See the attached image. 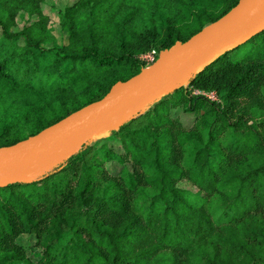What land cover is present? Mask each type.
Listing matches in <instances>:
<instances>
[{
  "label": "trees",
  "instance_id": "1",
  "mask_svg": "<svg viewBox=\"0 0 264 264\" xmlns=\"http://www.w3.org/2000/svg\"><path fill=\"white\" fill-rule=\"evenodd\" d=\"M51 1L56 23L47 0H0V148L100 101L140 74L141 55L157 60L240 0ZM182 90L191 127L168 94L0 187V264H264V26Z\"/></svg>",
  "mask_w": 264,
  "mask_h": 264
},
{
  "label": "water",
  "instance_id": "2",
  "mask_svg": "<svg viewBox=\"0 0 264 264\" xmlns=\"http://www.w3.org/2000/svg\"><path fill=\"white\" fill-rule=\"evenodd\" d=\"M264 26V0H240L235 8L185 43H176L159 54L146 70L125 83H117L100 101L70 115L36 136L11 147L0 148V187L18 183L32 161L43 157L76 134L100 137L117 130L124 120L165 96L181 82L183 72L194 62L211 59L194 68L200 73L219 55L235 48ZM196 69V71H195ZM86 141V142H85ZM70 151L48 160L37 175L73 154Z\"/></svg>",
  "mask_w": 264,
  "mask_h": 264
},
{
  "label": "rangeland",
  "instance_id": "3",
  "mask_svg": "<svg viewBox=\"0 0 264 264\" xmlns=\"http://www.w3.org/2000/svg\"><path fill=\"white\" fill-rule=\"evenodd\" d=\"M58 1L56 0V2H57L56 6L57 7H62V3L58 2ZM68 1L69 0H65V2H68ZM70 1H73V0H70ZM51 3H52L51 0H47V4L43 6V12H44L45 15L50 17L52 22L56 23L57 22L56 13L50 7ZM148 54L149 53L143 54V55L140 56V59L143 61V64H144L142 66V69H141L140 72L146 70L151 65V64H147V62L143 59V57L148 55ZM209 60H211V59H204V60L196 61L192 65H190V67L183 72V75H182V78H181V82L177 83L175 86H173V90L170 93H168L169 95L173 94V96L171 98H169L171 100V102L178 104V106L176 108L172 109V111L170 112V115L172 117H175V118L179 119L181 121V123L183 124V126H185L186 128L191 127L195 116L193 114L186 113L184 111V109H183L184 106H185L183 104L185 102V99H184L183 96H181L182 91H183L182 89L187 87L190 79L195 75L194 68L196 66H198V65L206 64ZM195 71H196V69H195ZM197 91H199V90H197ZM202 92H204V91H202ZM213 93H215V92H213ZM168 94L165 95L166 98L169 96ZM160 98H162V97H160ZM160 98L155 99V100H151L148 103L147 106L155 103ZM219 100L220 99L218 98V101H216V102H219ZM219 104L220 105L222 104V106H223L224 102L221 101ZM242 106L244 107L245 104H242ZM145 108H143L142 110L138 111L137 114L132 115V117L126 118L124 120V123L128 122L130 119H132L134 117H137L139 114L143 113ZM106 136L107 135H103V136H100V137H90V140L89 139H86V140H87V142H91V144H92V143H94L96 141H100V140L104 139ZM83 138L85 139L86 136H83L82 133L76 134V135H74V136H72L70 138H67L64 142L59 144L53 150H51L48 153H46L43 157L32 161L30 164L27 165L26 170H25V176H24V178L22 180H20V182H26V181L34 180L37 177H40V176L44 175L45 172H43V173L41 172V174L37 175V172H39V170L41 169L43 164L48 162V160H52V159H54L56 157L62 156L63 154L67 153L68 151H70V148H71V146L73 144H75L74 147H73V153L78 152V150H80L81 146L84 144V143H82L83 142L82 141ZM106 166L108 168V171L110 173H112V174H115L117 172V170H118V167L115 164H113V163H109ZM182 186L188 188V186L186 184H184V183L182 184ZM18 242L20 244H22L25 247V249L28 251L33 246L34 238L32 236H26L25 235V236L20 237L18 239Z\"/></svg>",
  "mask_w": 264,
  "mask_h": 264
},
{
  "label": "built area",
  "instance_id": "4",
  "mask_svg": "<svg viewBox=\"0 0 264 264\" xmlns=\"http://www.w3.org/2000/svg\"><path fill=\"white\" fill-rule=\"evenodd\" d=\"M155 57H156L155 52H150L148 55L144 56L143 59L147 62V64H152L155 61ZM192 94L203 96V97L207 98L208 100H210L211 102L218 101L217 95L213 92L206 93V92H202V91L193 90Z\"/></svg>",
  "mask_w": 264,
  "mask_h": 264
}]
</instances>
